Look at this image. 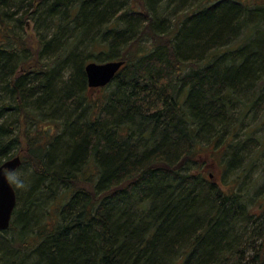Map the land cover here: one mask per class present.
<instances>
[{
  "label": "trees",
  "instance_id": "16d2710c",
  "mask_svg": "<svg viewBox=\"0 0 264 264\" xmlns=\"http://www.w3.org/2000/svg\"><path fill=\"white\" fill-rule=\"evenodd\" d=\"M0 12V165L22 160L26 218L0 264H264V202L256 215L248 189L206 172L261 142L264 4L0 0ZM27 19L35 51L15 31ZM109 61L124 65L90 91L85 64ZM58 188L53 226L33 234L36 197Z\"/></svg>",
  "mask_w": 264,
  "mask_h": 264
},
{
  "label": "rangeland",
  "instance_id": "374dc122",
  "mask_svg": "<svg viewBox=\"0 0 264 264\" xmlns=\"http://www.w3.org/2000/svg\"><path fill=\"white\" fill-rule=\"evenodd\" d=\"M246 1L248 4L256 5V4H264V0H242ZM1 14V12H0ZM24 31L26 35L28 36V44L30 47H33V45L36 42L37 34L35 32V29L33 27V24L30 20H26L25 24L21 28H16L15 31L19 32ZM241 38V37H240ZM240 40V39H239ZM33 50L35 51L36 48L33 47ZM97 94H100L99 91H95ZM259 120L258 118L252 119H245V125H253L256 126ZM244 131L239 130V132ZM256 138H260V143H256L255 140L253 142H249L247 145L246 150H248V154L244 156L245 152L241 151L239 152V161L237 164H234L229 169L226 170L225 166L222 164L221 157L217 156L211 160H206L208 163H210L209 167H207V171L212 178V181L224 186V188H232L233 186L236 187L237 190H242V194H244V190L247 191L248 194V202L251 205H255L257 207H253V212L256 215H259V208L261 203L264 202V124L262 125L260 130H257ZM240 141H242L245 137L241 135L237 137ZM247 138V137H246ZM252 143V144H251ZM25 143L23 142L21 149H25ZM23 155H26L25 150L22 153ZM21 154V155H22ZM22 155V156H23ZM25 169L20 167L16 172H20L24 174ZM25 177V176H24ZM239 177V178H237ZM10 182L15 187H18L11 179ZM22 188V187H21ZM20 187L19 194H20ZM68 198V192H64L63 188H58L57 191L54 194H47L45 192L41 193L40 196L36 197V207H34V221L31 223L29 222V229L33 230L34 233H38L42 228H45V226L48 228L49 226H53L52 224L55 222V219H53L56 215L58 210L60 209V205L63 204ZM20 208H18V211H21L22 208H24V205L22 207V203L19 204ZM17 204V207L19 206ZM39 206V207H38ZM17 209V208H16ZM30 209V208H29ZM47 210L51 212V214L54 217H49L48 221L47 219ZM29 210H27V213ZM258 217V216H257ZM16 222L19 224V222L26 221L25 216L22 217L21 215H14L12 217L11 223ZM51 223V225H49ZM12 225V224H10ZM11 227V226H10ZM26 228V227H25ZM12 228H9L8 231H6L3 234V240L4 245L3 248L6 249L9 247V242L12 240V237L14 238V233L16 234V229L11 230ZM2 240V241H3Z\"/></svg>",
  "mask_w": 264,
  "mask_h": 264
},
{
  "label": "water",
  "instance_id": "95a60500",
  "mask_svg": "<svg viewBox=\"0 0 264 264\" xmlns=\"http://www.w3.org/2000/svg\"><path fill=\"white\" fill-rule=\"evenodd\" d=\"M123 61H110L102 64L87 63L84 71L90 90L108 85L123 67ZM21 165L19 156L0 165V241L2 232L9 228L11 216L16 205L15 190L9 180V172L16 171Z\"/></svg>",
  "mask_w": 264,
  "mask_h": 264
},
{
  "label": "clouds",
  "instance_id": "9594fccd",
  "mask_svg": "<svg viewBox=\"0 0 264 264\" xmlns=\"http://www.w3.org/2000/svg\"><path fill=\"white\" fill-rule=\"evenodd\" d=\"M9 178L18 186V187H24L25 186V178L23 173L16 172V171H10L9 172Z\"/></svg>",
  "mask_w": 264,
  "mask_h": 264
}]
</instances>
